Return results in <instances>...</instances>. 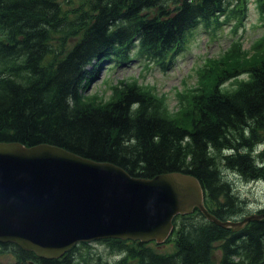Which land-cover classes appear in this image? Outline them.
Returning <instances> with one entry per match:
<instances>
[{
	"label": "trees",
	"instance_id": "16d2710c",
	"mask_svg": "<svg viewBox=\"0 0 264 264\" xmlns=\"http://www.w3.org/2000/svg\"><path fill=\"white\" fill-rule=\"evenodd\" d=\"M249 4L0 0V143L60 147L146 180L190 174L219 220L250 215L224 170L264 184V152L253 151L264 141V35L251 55L238 38L221 59L208 60L196 71L198 87L177 94L176 111L166 95L137 82L113 86L107 102L86 95L105 62L112 68L143 58L168 71L199 26L234 23L236 33ZM254 4L264 20V0ZM229 81L236 87L222 88ZM174 225L166 242L175 243L173 253H161L155 243L104 240L118 259L99 258V264H264V219L235 232L197 209ZM90 248L80 243L48 260L0 244V264H90ZM3 254H10L8 263Z\"/></svg>",
	"mask_w": 264,
	"mask_h": 264
},
{
	"label": "water",
	"instance_id": "95a60500",
	"mask_svg": "<svg viewBox=\"0 0 264 264\" xmlns=\"http://www.w3.org/2000/svg\"><path fill=\"white\" fill-rule=\"evenodd\" d=\"M197 178L174 172L146 180L49 145L0 143V243L48 260L79 243L119 239L164 243L177 216L198 208L212 223L239 231L264 219L221 221L204 205Z\"/></svg>",
	"mask_w": 264,
	"mask_h": 264
},
{
	"label": "rangeland",
	"instance_id": "374dc122",
	"mask_svg": "<svg viewBox=\"0 0 264 264\" xmlns=\"http://www.w3.org/2000/svg\"><path fill=\"white\" fill-rule=\"evenodd\" d=\"M61 1L64 3L76 0ZM222 21L224 22V19ZM244 24L236 33L234 32V23L216 26L217 28L214 24L208 27L199 26L193 32L186 51L177 56L168 71H163L156 63L148 62L143 58L112 68L110 66L113 63L105 62L101 68H98V76L92 80L86 95L93 96L97 102H107L113 94V86L120 85L121 82H137L139 85L155 87L160 96L166 95L169 109L176 111L178 107L177 94L198 87L196 71L203 68L208 60L221 59L230 52L227 50L233 41L240 38L243 42V50L249 55L253 53V45L264 35V20L255 6L254 0H250L248 17ZM242 78L245 77L241 76L240 79ZM235 87L234 81H229L222 86L228 90ZM256 149L259 153L264 152V141L254 145L253 151L256 152ZM224 172L225 176L233 183L236 193L245 201L243 206L247 211L254 213L264 208V184L245 181L241 176L227 170ZM89 251L90 264H99V258L102 262L111 263L118 259L116 254L110 253L108 246L104 243H92ZM159 251L170 254L176 251V246L174 243L164 245L159 248ZM4 256H10V254H3L2 257ZM9 261L10 259H5V257L4 260L2 259L4 263Z\"/></svg>",
	"mask_w": 264,
	"mask_h": 264
},
{
	"label": "bare ground",
	"instance_id": "6f19581e",
	"mask_svg": "<svg viewBox=\"0 0 264 264\" xmlns=\"http://www.w3.org/2000/svg\"><path fill=\"white\" fill-rule=\"evenodd\" d=\"M258 143V142H257ZM232 172H234V171H232ZM236 174V173H235ZM225 175V174H224ZM263 180V179H262ZM260 183V182H259ZM263 183V182H262ZM231 185V184H230ZM197 210V209H196ZM206 218V217H205ZM234 220V219H233Z\"/></svg>",
	"mask_w": 264,
	"mask_h": 264
}]
</instances>
